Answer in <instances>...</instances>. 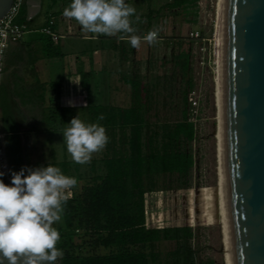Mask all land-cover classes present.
<instances>
[{"label":"rangeland","instance_id":"1","mask_svg":"<svg viewBox=\"0 0 264 264\" xmlns=\"http://www.w3.org/2000/svg\"><path fill=\"white\" fill-rule=\"evenodd\" d=\"M43 1L42 17H46L51 10H57L59 7V0H54L57 6L53 8H46L45 0ZM170 2L171 0H129L128 4L136 8V14L142 21H146L133 25L138 28L136 34L143 37L149 31L158 28L160 42L149 45L142 41L139 49L132 48L130 54L126 52L129 62H125L121 71L118 66L115 67L116 73L120 72L114 77L117 87L125 89L117 105L129 108L132 103L131 87L127 83H122L123 78L137 80L140 89L143 90L141 93L143 101L146 95L148 98L144 118L149 127L143 132V137L146 138L162 124L181 120L182 92L186 89V83H191L187 118L196 129L195 140L189 146L194 166L185 187L179 185L175 175H161L156 178L154 189L144 196L147 204L146 221L150 227L160 229L189 225L193 231L192 246L196 251L197 264H225L217 195L216 108L213 96L217 49V0H197L193 6L184 10L167 9L165 6ZM70 3L71 0L65 1L63 9ZM67 21L72 23L71 19H66L65 27ZM194 32L198 33L197 38L190 37ZM87 36L89 37L90 33H87ZM116 52L115 61L118 63L121 58L120 51ZM182 54L189 55V71L185 79H182L175 65L176 56ZM91 119L86 109L83 122L91 124ZM21 133L26 142L24 151L28 158L44 162L48 156L46 145L48 134L34 131ZM54 138L59 158H71L67 152L63 132ZM105 150L106 147L101 152L94 153L90 163L77 164L76 168L69 162V174L78 181L77 186L71 189L72 193L80 195L86 186L105 175L103 164ZM53 227L61 234L62 218L54 223ZM72 244L74 253L81 256L106 255L115 251L95 247L92 237L82 232L75 233ZM173 248V242L162 241L155 244L154 251L165 254ZM144 251L149 252V249Z\"/></svg>","mask_w":264,"mask_h":264},{"label":"trees","instance_id":"2","mask_svg":"<svg viewBox=\"0 0 264 264\" xmlns=\"http://www.w3.org/2000/svg\"><path fill=\"white\" fill-rule=\"evenodd\" d=\"M196 1L171 0L165 7L184 10ZM39 41L43 44L45 58L60 55L57 44L44 36H40ZM175 59L180 76L185 79L189 71V55H178ZM125 82L131 87L132 103L129 108L106 106L89 110V114L97 119L101 115L105 117L98 119L109 138L103 161L105 175L96 178L80 195L72 193L64 204L63 229L57 243L64 255L56 263L197 264L191 227L187 224L162 229L150 227L146 221L147 204L144 198L145 193L154 189L156 178L161 175H175L181 187L188 183L194 166L189 146L196 137L195 125L187 118L191 83L187 82L182 92L181 120L164 123L144 138L143 132L149 127L144 118L147 95L143 101V90L137 80L127 79ZM40 100L44 102L43 97ZM4 124L7 154L20 165L23 151L19 132L13 129L10 121ZM51 165L71 177L68 162ZM76 232L90 235L95 247L115 251L106 255L75 254L72 241ZM162 241L173 242L174 248L165 254L155 252V244ZM146 249L149 252H145Z\"/></svg>","mask_w":264,"mask_h":264},{"label":"crops","instance_id":"3","mask_svg":"<svg viewBox=\"0 0 264 264\" xmlns=\"http://www.w3.org/2000/svg\"><path fill=\"white\" fill-rule=\"evenodd\" d=\"M65 1L70 2L59 0L58 9L42 17L44 1L25 0L18 19L22 21L30 17L28 30L21 40L10 43L3 56L0 73V126L4 133L8 167V177L3 180L7 185L12 183V173L22 168L35 169L62 162H72L77 167L72 158H59L54 137L69 126L72 118L78 116L83 121L86 109L89 112L90 108L94 110L106 106L124 108L118 106L117 102L122 99L125 89L117 87L114 77L120 73L125 62H129L128 54L133 47L128 41H120L115 36L90 33L86 37L87 33L72 19V23L67 21L65 27L64 23L68 19L63 16ZM45 3L46 8L56 5L54 0H45ZM50 17L55 18L56 31L64 39L57 44L60 55L45 58L43 44L39 41L42 36L40 30L46 26ZM118 50L121 58L116 63ZM116 66L119 68L118 73ZM126 80L123 78L122 83L126 84ZM41 97L44 102L40 100ZM91 118V123L100 125L101 122L94 115ZM7 121L19 132L23 151L20 165L7 154L4 132V122ZM24 131L48 134V156L44 162L32 161L25 154L26 142L21 133Z\"/></svg>","mask_w":264,"mask_h":264},{"label":"water","instance_id":"4","mask_svg":"<svg viewBox=\"0 0 264 264\" xmlns=\"http://www.w3.org/2000/svg\"><path fill=\"white\" fill-rule=\"evenodd\" d=\"M13 1L0 0V20ZM220 53L224 261L264 264V0H221Z\"/></svg>","mask_w":264,"mask_h":264},{"label":"clouds","instance_id":"5","mask_svg":"<svg viewBox=\"0 0 264 264\" xmlns=\"http://www.w3.org/2000/svg\"><path fill=\"white\" fill-rule=\"evenodd\" d=\"M63 16L74 19L86 33L115 36L136 49L142 41L149 45L160 42L158 28L143 37L136 34L138 28L133 25L146 21L125 0H71ZM63 138L67 152L79 165L90 163L93 154L104 150L109 140L103 126L86 124L78 116L64 129ZM77 184L76 178L51 164L13 172L11 185L0 180V264L4 259L8 264H56L63 258L57 247L60 233L53 224L61 220L64 204Z\"/></svg>","mask_w":264,"mask_h":264},{"label":"built area","instance_id":"6","mask_svg":"<svg viewBox=\"0 0 264 264\" xmlns=\"http://www.w3.org/2000/svg\"><path fill=\"white\" fill-rule=\"evenodd\" d=\"M25 0H14L11 8L6 15L0 20V73L2 70V60L4 53L10 43L16 42L22 39L24 34L28 30L29 18H25L22 21H18L20 10L22 9ZM40 34L48 38L52 43L58 44L64 36L59 34L55 28V18L50 17L45 27L40 30ZM191 38H197L198 33L194 32L190 34ZM195 105V103H193ZM0 172L4 175L0 176L2 179L8 177V167L6 154L4 149V133L0 126Z\"/></svg>","mask_w":264,"mask_h":264},{"label":"bare ground","instance_id":"7","mask_svg":"<svg viewBox=\"0 0 264 264\" xmlns=\"http://www.w3.org/2000/svg\"><path fill=\"white\" fill-rule=\"evenodd\" d=\"M217 24H216V67L214 70V103L216 108V170H217V195L220 208V170H219V140H218V110L220 103V81H219V71H220V38H221V0H217ZM221 216V214H220ZM222 231V229H221Z\"/></svg>","mask_w":264,"mask_h":264}]
</instances>
